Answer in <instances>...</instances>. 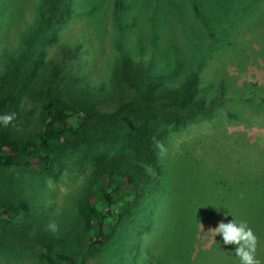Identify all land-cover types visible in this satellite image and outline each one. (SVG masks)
I'll return each instance as SVG.
<instances>
[{"label": "rangeland", "instance_id": "1", "mask_svg": "<svg viewBox=\"0 0 264 264\" xmlns=\"http://www.w3.org/2000/svg\"><path fill=\"white\" fill-rule=\"evenodd\" d=\"M66 1L68 18L61 17L65 0H0V77L9 75L21 54L26 64L32 65L37 55L45 62L55 43L62 41L78 45L73 78L92 94L109 90L112 68L123 51L164 83L191 70L200 73L203 87L212 79L207 72L211 69L225 71L228 82L264 88V57L258 52L260 48L264 55V0L250 1L241 11L244 36L237 38L233 30L227 33L240 41L235 47L219 38L214 28L231 18L234 22L239 11L232 1L227 14L217 11L216 0L197 1L198 11L215 20L213 32L196 16L194 0ZM229 105L239 111L238 117L225 104L211 120H196L163 139L164 151L158 149L160 173L144 167L147 188L156 193L164 185L159 198L145 191V199L121 222L115 237L95 253L85 252L87 235L79 233L76 217V201L91 171L86 160L72 163L63 156L55 181L33 169L5 170L0 175V194L16 205L18 213L0 242V264H44L34 240L39 230L52 238L49 246L58 264H212L158 255L161 247H169L168 255L182 256L180 245L189 229H196L194 250L206 248L218 235L214 229L219 222L236 221L233 215L239 213L240 200L223 197L216 179L222 174L236 178L251 173L254 150H264V111ZM232 112L236 116L226 115ZM217 212V222L204 219L216 217ZM145 221L150 225L145 226ZM51 223L57 231L49 229ZM143 250L149 257L141 255Z\"/></svg>", "mask_w": 264, "mask_h": 264}, {"label": "trees", "instance_id": "2", "mask_svg": "<svg viewBox=\"0 0 264 264\" xmlns=\"http://www.w3.org/2000/svg\"><path fill=\"white\" fill-rule=\"evenodd\" d=\"M197 1H193L194 11L207 29L211 32L217 29L218 37L224 42L240 46L237 38L245 33L241 32L239 15L250 1L251 4L256 0H229L230 3L226 0L225 5V0H216L221 14L228 13L231 1L239 12L234 22H230L231 18L214 28L211 25L215 20L198 11ZM203 7L201 1V9ZM210 11L209 16L213 17ZM69 12L65 0L61 17L68 18ZM230 31H237V38L230 39ZM212 36L209 33V37ZM77 50L78 45L58 41L45 62H42L44 57L37 55V60L29 65L21 54L9 75L0 77V117L15 114L7 126L0 121V175L10 168L33 169L38 175L55 181L63 156L72 163L76 159L78 163L86 160L91 171L76 201V217L79 233L87 235L85 252L91 254L115 237L121 222L145 199V191L159 198L164 185L154 193L151 187L147 188L144 172V167H148L160 173L162 164L158 160L157 142L161 143L169 133L196 120H211L225 104L237 117L239 111L230 107L232 102L250 110L264 111V88L251 83L228 82L230 77L225 71L219 73L211 69L207 72L212 74V79L203 87L200 73L197 75L191 70L177 81L164 83L123 51L112 68L109 90L99 89L92 94L73 78L72 65ZM238 50L246 49L238 47ZM258 52L264 57L262 49ZM226 115L236 116L233 112ZM245 144L249 142L245 140ZM254 152L250 174L236 178L222 174L216 182L220 183L223 197L240 200L239 213L233 217L237 223L246 221L259 238L257 258L264 264V150ZM238 192L243 197L231 196ZM17 213L16 205L0 194V242L10 233L11 220ZM218 213L214 218L204 219L217 222ZM146 225L150 224L145 221ZM189 230L180 245L184 247L182 256L168 255L170 248L161 247L158 257L239 264L235 246L224 245L221 235L215 236L206 248L194 250L196 229ZM38 233L34 240L40 247L39 258L44 264H58L49 246L52 238L43 231ZM185 235L181 234V238ZM141 255L149 257L146 250Z\"/></svg>", "mask_w": 264, "mask_h": 264}, {"label": "clouds", "instance_id": "3", "mask_svg": "<svg viewBox=\"0 0 264 264\" xmlns=\"http://www.w3.org/2000/svg\"><path fill=\"white\" fill-rule=\"evenodd\" d=\"M15 114H7L0 117V121L7 126L13 119ZM157 147L163 152V145L157 142ZM52 231H57L55 223L48 225ZM215 234L222 237L224 245H234V253L239 259V264H262L261 260L257 258V245L259 238L254 234L253 230L248 226L246 221L237 223L231 220L227 223L219 222L214 229Z\"/></svg>", "mask_w": 264, "mask_h": 264}]
</instances>
